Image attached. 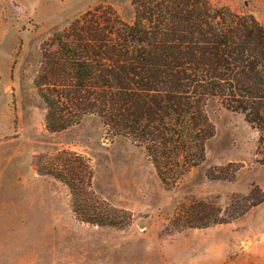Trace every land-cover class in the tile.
I'll return each instance as SVG.
<instances>
[{"label":"rangeland","instance_id":"374dc122","mask_svg":"<svg viewBox=\"0 0 264 264\" xmlns=\"http://www.w3.org/2000/svg\"><path fill=\"white\" fill-rule=\"evenodd\" d=\"M132 1L0 0V264H264V150L219 98L206 104L216 131L206 162L173 189L142 148L114 137L98 116L60 133L45 129L35 80L54 35L101 5L131 23ZM208 1L264 27V0ZM62 150L91 160V191L126 225L81 222L68 188L38 173L39 161ZM213 215L228 222L196 227Z\"/></svg>","mask_w":264,"mask_h":264},{"label":"trees","instance_id":"16d2710c","mask_svg":"<svg viewBox=\"0 0 264 264\" xmlns=\"http://www.w3.org/2000/svg\"><path fill=\"white\" fill-rule=\"evenodd\" d=\"M132 6L131 23L101 5L54 35L35 80L45 129L60 133L98 116L114 137L146 152L169 189L207 160L216 134L206 111L211 98L243 115L264 150L262 24L208 0H133ZM57 155L47 165L39 161L38 173L68 188L74 215L94 226L126 225L91 191V160L68 150ZM208 177L224 179L211 171ZM227 222L213 215L196 227Z\"/></svg>","mask_w":264,"mask_h":264},{"label":"crops","instance_id":"0c3cea01","mask_svg":"<svg viewBox=\"0 0 264 264\" xmlns=\"http://www.w3.org/2000/svg\"><path fill=\"white\" fill-rule=\"evenodd\" d=\"M208 146H209V143H208V145H207V150H208Z\"/></svg>","mask_w":264,"mask_h":264}]
</instances>
